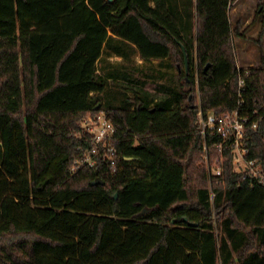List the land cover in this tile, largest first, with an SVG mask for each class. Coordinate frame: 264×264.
I'll return each mask as SVG.
<instances>
[{"label":"trees","instance_id":"obj_1","mask_svg":"<svg viewBox=\"0 0 264 264\" xmlns=\"http://www.w3.org/2000/svg\"><path fill=\"white\" fill-rule=\"evenodd\" d=\"M236 1L0 0V264H264V189L226 148L210 200L202 157L221 137L196 124L198 102L263 115L247 157L264 167V16L259 64L238 67ZM112 55L166 70L111 93ZM100 111L115 165L73 169Z\"/></svg>","mask_w":264,"mask_h":264},{"label":"built area","instance_id":"obj_2","mask_svg":"<svg viewBox=\"0 0 264 264\" xmlns=\"http://www.w3.org/2000/svg\"><path fill=\"white\" fill-rule=\"evenodd\" d=\"M243 84L242 78L239 79V88ZM239 103H243L240 100ZM263 115L251 119L248 114H241L239 110L233 112L216 113L211 110L204 111L198 102L196 113V124L199 126V132L202 137L206 133H212L221 137V142L215 144L218 153L209 157L208 148L204 146V165L207 172L210 200H213L214 191L212 184L224 183L223 172V156L224 150L227 148L231 154V164L235 172L247 173L253 180L260 184L264 189V167L261 160L249 159V132L255 130ZM82 130L87 135L86 146L83 148L79 145L77 148L81 150L79 159L75 162L74 167L80 165L94 166L95 156L103 151V158L110 160V165L114 166L113 155L116 150L111 146L115 133V126L109 117L102 111L97 114H87L80 122Z\"/></svg>","mask_w":264,"mask_h":264},{"label":"rangeland","instance_id":"obj_3","mask_svg":"<svg viewBox=\"0 0 264 264\" xmlns=\"http://www.w3.org/2000/svg\"><path fill=\"white\" fill-rule=\"evenodd\" d=\"M259 2L263 5L259 6ZM229 11L232 22L234 23V21L240 19L242 21L241 30H244V38H234L237 52V65L242 68L256 67L260 62V52L258 50L257 40L259 38V33L262 30L261 21L264 16V0H237L231 4ZM262 33L260 43L262 46V54L264 55V29L262 30ZM149 65H153L155 70H166L163 67L160 69L157 62L148 63L147 66ZM101 68V73L105 76L106 80V89L110 90L111 93H114L116 90H121L123 88L122 86L127 87V83L130 80L134 85L135 79L144 78L143 74H140V71L135 70L136 68H141V63L137 56H133L130 60H122L118 57L112 56L106 58V61L102 63ZM117 70H120L122 72H120V74L126 75L129 80L125 82L124 80H121L118 82L115 78L108 79L109 75H113ZM167 70L171 71L173 74L176 72L174 68ZM181 81L185 86V81L183 79ZM155 83L150 85L149 89L151 91L154 89L158 92V88H155L154 86ZM128 93H131V89H128ZM202 162L204 164L203 157Z\"/></svg>","mask_w":264,"mask_h":264},{"label":"crops","instance_id":"obj_4","mask_svg":"<svg viewBox=\"0 0 264 264\" xmlns=\"http://www.w3.org/2000/svg\"><path fill=\"white\" fill-rule=\"evenodd\" d=\"M151 5H153V2H151L150 3ZM112 56H115V57H118V58H120L121 59V57H119V56H116V55H112ZM112 56H110V57H112ZM110 57H108V58H110ZM137 58L140 60V63H141V70H142V73H143V69H144V67H146L147 65H148V63H145L142 59H140L138 56H137ZM155 62V61H154ZM146 65V66H145Z\"/></svg>","mask_w":264,"mask_h":264},{"label":"water","instance_id":"obj_5","mask_svg":"<svg viewBox=\"0 0 264 264\" xmlns=\"http://www.w3.org/2000/svg\"><path fill=\"white\" fill-rule=\"evenodd\" d=\"M114 196H115V198H116L117 194H115Z\"/></svg>","mask_w":264,"mask_h":264}]
</instances>
